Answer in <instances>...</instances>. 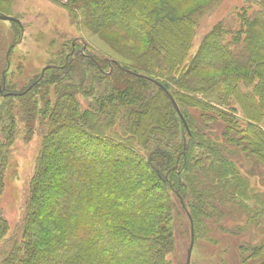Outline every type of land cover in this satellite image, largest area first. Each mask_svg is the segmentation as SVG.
<instances>
[{"label":"trees","instance_id":"trees-1","mask_svg":"<svg viewBox=\"0 0 264 264\" xmlns=\"http://www.w3.org/2000/svg\"><path fill=\"white\" fill-rule=\"evenodd\" d=\"M67 1L72 6L82 0ZM84 1L92 13L97 14L100 23L109 20L146 33L153 48L160 41L163 49L158 51L172 71L186 58L193 30L189 17H161L158 16L160 11L152 9L148 15L151 19L154 15L155 20L150 23L147 18H139L135 26L136 16L132 14L130 0ZM247 1L258 8L244 19V39L238 33L233 41H227L226 31L217 29L207 36L203 47L211 56L207 61L210 66L233 71L215 79L186 83L191 84L194 92H205H198L204 94V98H194L202 110L203 124L211 128L222 119L227 124L224 141L234 142L242 153L248 152L250 147L264 162V100L261 99H264V77L255 94H243L238 86L240 79L245 80L247 75L260 76L253 65L264 59L260 55V50L264 49V0ZM82 56L104 75L109 76L117 70L135 80L121 81L118 74L117 81L105 89L109 91L105 92L99 111L81 110L75 97L78 87L64 83L61 74L48 77L47 84L39 92L43 105H39L34 94H28L42 79L26 92L6 95L7 100L0 104V193L18 118L30 132L38 119L48 126L31 180L23 235L20 240H10L2 264H171L168 254L174 244V226L166 204L168 191L175 193L188 207L185 185L179 178L183 171L194 170V166L204 160V153L194 155L195 145L205 148L210 160L201 169L202 173L191 171L188 178L201 201L210 202L219 197L221 201L249 199L248 182L238 176L237 167L224 155L222 144L196 133L197 126L188 121L179 99L167 83L116 59L106 58L103 65L96 57L91 59L84 53ZM240 70L242 73L238 72ZM173 81L181 96L185 95L182 90H190L181 78ZM150 82L157 86V91L149 88ZM52 83L56 85L54 103L49 97ZM165 89L175 98L189 132ZM11 95L22 98L19 108L16 101L10 99ZM231 97L236 99L248 120L243 129L233 110L219 108L228 105ZM259 97L260 106L256 102ZM140 98L145 101L144 110L128 109L123 134L114 132L112 127L122 115V104ZM167 105L172 112L165 114ZM234 127L236 137L233 136ZM157 129L170 133V137L181 130V143L154 135ZM153 137L155 147L145 156L142 151L147 150L146 145ZM195 137L198 143L194 145L189 141ZM50 197L55 200L48 204L46 199ZM47 208L52 212L47 213ZM199 211L197 205L195 212H191L194 226ZM262 249L255 254L263 255Z\"/></svg>","mask_w":264,"mask_h":264},{"label":"rangeland","instance_id":"rangeland-1","mask_svg":"<svg viewBox=\"0 0 264 264\" xmlns=\"http://www.w3.org/2000/svg\"><path fill=\"white\" fill-rule=\"evenodd\" d=\"M130 1H132V14L136 16L134 25L139 18H147L150 23L152 19L155 20L154 15L152 19L148 15L152 9L155 12L160 11L158 16L161 17L187 16L191 19L193 30L188 53L178 69L172 71L165 63L164 55L158 51L163 49L160 41L153 48L146 33L143 34L137 29L131 30L109 20L100 23L99 20L97 21V14L92 13L84 0L72 6L67 4V0L61 2L0 0V13L20 20V23L0 20V104L7 100L6 95L26 92L42 79L28 94H34L38 97L39 105H43L39 92L47 84L48 77L61 74L62 78H65L64 83H72L78 87L75 97L81 110L99 111L100 103L106 97L105 92L109 91L105 89L117 81L118 74L121 76V81L135 80L133 76L118 73L117 70L109 76L104 75L89 59L82 56L83 53L91 59L96 57L103 65L105 59L110 58L119 60L124 65L146 75L152 73L156 79L170 86V90L172 89L179 99L181 109L184 110L188 121L194 123L192 126H197L196 133L205 134L211 141L222 144L224 155L236 165L238 176L247 180L250 190V197L246 200L228 198L226 201H221L219 197L210 202L201 201L193 191L188 178L192 173H202L201 169L210 160L206 156L208 152L205 148L196 147L198 138L190 140L189 142L195 145L194 155L204 153L202 156L204 160L199 166L195 165L194 170L190 168L183 171L179 178L185 185L188 207L175 193L168 191L166 204L174 226V244L168 254L169 261L171 264H187L192 236L188 214L195 212L198 205L201 211L196 212L195 226L193 223L195 241L190 264H261L264 260V249H262L263 255L258 256L255 253L260 248H264V162L258 159V156L249 149L250 147L247 146L248 152L242 153L234 142L224 141L223 133L227 124L222 119H218L211 128L203 124L202 110L197 106L194 98L199 100L204 98L205 95L200 93L205 92H194L190 87L191 84L186 83L188 80L215 79L233 71V69L225 70L223 67H212L207 63L211 60V56L207 55L208 51L203 48L205 39L217 29L226 31L227 41H233V37L238 33L244 39L246 36L244 19L258 6H252L247 0ZM231 47L235 51V45L232 44ZM260 55L264 57V49L260 50ZM253 66L260 76L255 75L253 78L247 75L245 80L240 79L238 86L243 94H255L257 85L264 77V59L255 61ZM242 71L238 72L242 73ZM178 78H181L185 87L190 88L189 91L182 90L181 92L185 94L182 96L173 81ZM150 84L149 88L157 91V86L151 82ZM55 86V83L49 85V97L52 103L57 97ZM134 91L138 93L137 88ZM10 99L15 100V105L19 108L22 98L11 95ZM261 99L264 100L262 97ZM261 99L259 97L256 100L258 106ZM129 100L122 104V115L112 127L114 132L121 135L122 127L126 123L127 110L134 107L137 112L144 110L143 98L139 101ZM219 108L230 112L233 110L242 129L248 125V120L235 98L231 97L228 105ZM16 112L19 113L18 109ZM169 112L172 110L167 105L165 114ZM175 117H177L176 113ZM45 124L38 119L30 132L25 123L18 118L16 135L9 146L4 187L0 193V264L9 250L10 240L13 238L20 240L23 235L31 180L36 171L43 137L48 129ZM163 126L167 128L165 121ZM233 129L235 131H232L233 136L236 137L237 129L236 127ZM154 135L165 136L167 139L170 137V133L167 134L165 131L163 133L160 129H157ZM154 140L153 137L148 142L147 150L142 151L143 155L146 156L154 149ZM170 142L181 143V130L170 137ZM46 200L49 204L55 198L50 197ZM242 202L245 206L241 204ZM51 212L48 209L47 213Z\"/></svg>","mask_w":264,"mask_h":264},{"label":"water","instance_id":"water-1","mask_svg":"<svg viewBox=\"0 0 264 264\" xmlns=\"http://www.w3.org/2000/svg\"><path fill=\"white\" fill-rule=\"evenodd\" d=\"M0 20H8V21H14V22H18L20 23V20L14 16H11V15H7V14H3V13H0ZM168 97L170 98V100L172 101L176 111L178 112V114L180 115V117L182 118L183 122H184V125L186 127V131L189 132V127H188V124L175 100V98L173 97V95L167 90L165 89ZM183 203V202H182ZM184 205V204H183ZM189 215V219L191 221V233H192V236H191V243H190V246H189V249H188V256H187V264H190L191 262V255H192V250H193V246H194V241H195V234H194V226H193V219H192V216L190 214Z\"/></svg>","mask_w":264,"mask_h":264}]
</instances>
